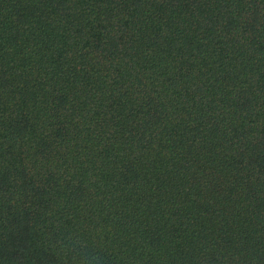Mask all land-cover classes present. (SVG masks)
Here are the masks:
<instances>
[{
	"label": "trees",
	"instance_id": "trees-1",
	"mask_svg": "<svg viewBox=\"0 0 264 264\" xmlns=\"http://www.w3.org/2000/svg\"><path fill=\"white\" fill-rule=\"evenodd\" d=\"M264 264V0H0V264Z\"/></svg>",
	"mask_w": 264,
	"mask_h": 264
},
{
	"label": "clouds",
	"instance_id": "clouds-1",
	"mask_svg": "<svg viewBox=\"0 0 264 264\" xmlns=\"http://www.w3.org/2000/svg\"><path fill=\"white\" fill-rule=\"evenodd\" d=\"M102 241V229L87 234L67 233L60 243L61 258L64 264H103L100 247Z\"/></svg>",
	"mask_w": 264,
	"mask_h": 264
}]
</instances>
